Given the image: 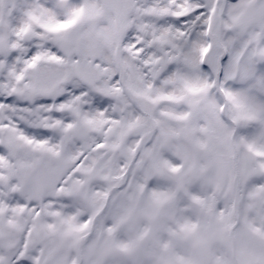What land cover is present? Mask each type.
Returning <instances> with one entry per match:
<instances>
[{
    "label": "snow or ice",
    "instance_id": "obj_1",
    "mask_svg": "<svg viewBox=\"0 0 264 264\" xmlns=\"http://www.w3.org/2000/svg\"><path fill=\"white\" fill-rule=\"evenodd\" d=\"M0 264H264V0H0Z\"/></svg>",
    "mask_w": 264,
    "mask_h": 264
}]
</instances>
